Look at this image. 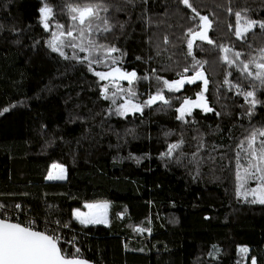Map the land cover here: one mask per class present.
Returning a JSON list of instances; mask_svg holds the SVG:
<instances>
[{
	"label": "trees",
	"instance_id": "16d2710c",
	"mask_svg": "<svg viewBox=\"0 0 264 264\" xmlns=\"http://www.w3.org/2000/svg\"><path fill=\"white\" fill-rule=\"evenodd\" d=\"M48 2L56 9L55 20L67 25L58 8L61 0ZM190 2L213 21L208 35L216 44L234 46L245 57L264 46L259 28L237 40L229 12L246 8L248 17L264 20V0ZM109 3L117 26L105 42L124 53L123 69L150 77L137 84L141 100L156 90L153 70L173 80L191 68L185 34L197 28L195 12L178 0ZM41 6V0H0V204L11 212L17 204L21 216L60 229L63 241L74 238L82 258L96 264H251L253 258L264 264V204L237 196L235 178L236 145L247 129L264 125V87L256 89L262 103L249 117L243 96L229 91L223 80L231 71L228 79L243 82L247 90L257 82L240 77L218 58L217 47L197 39L193 53L207 61L205 96L212 112L193 109L185 117L188 123L176 118L182 98L203 90L198 80L180 91L165 90L170 107L157 103L142 115L110 114L111 102L100 93L106 82H98L85 64L48 48L55 29L46 32L38 23ZM165 36L170 43H163ZM181 137L184 144L174 157L162 158L168 144ZM201 137L204 147L197 158L202 162L189 163ZM50 163L65 166L63 180H45ZM96 201L108 204L106 223L82 225L72 218V209ZM62 247L73 251L70 244Z\"/></svg>",
	"mask_w": 264,
	"mask_h": 264
},
{
	"label": "snow or ice",
	"instance_id": "6c2138e0",
	"mask_svg": "<svg viewBox=\"0 0 264 264\" xmlns=\"http://www.w3.org/2000/svg\"><path fill=\"white\" fill-rule=\"evenodd\" d=\"M41 2L42 6L38 10V23L42 25L46 32L52 28L55 29L50 32L51 38L47 40L48 48L66 60H75L77 63L85 64L89 71L98 78V82H106L100 85V93L102 99L111 102L110 114L120 117H126L129 114L135 115L136 113L142 115L145 108H151L157 103L170 107L171 101L165 96V90L168 92L180 91L186 83L194 84L198 80L203 82V90L197 93L194 100L191 98L183 99L180 106L176 108L178 113L176 118L188 123L185 117L191 116L193 109L212 112L213 108L209 106L205 96L209 80L203 69L207 61L195 59L193 53L194 41L197 39L217 47L223 53L218 58L228 68L237 69L240 77L257 82L250 85L252 90H247L243 82L237 80L236 83H233L228 79L232 76L231 71L225 74L223 85H227L229 91L235 89L237 95L243 96L244 102L249 106L246 115L249 117L254 115L256 106L262 103L257 98L256 89L264 87V46L252 49L251 44L247 45L252 51L245 57L242 51H234V46L216 44L208 35L213 21L207 15H200L190 0H178V3L191 9L199 18L196 30L189 28L185 34L187 37V56L193 58L191 68L185 67L183 72L178 74L179 78L173 81L163 79L156 75L155 70H153L151 78L157 81L156 90L154 93L148 92L147 98L144 100L139 98L137 84L140 81L149 80L150 77L147 75L138 76L135 70L127 71L123 69L122 56L124 53L114 44L105 42L108 34L112 33L117 26L116 22L113 21V17L109 14L112 8L109 0H61L58 8L68 20L67 25L55 20L56 9L49 4L48 0H41ZM125 2L132 5L135 4L136 0H125ZM115 10L122 11L123 9L116 8ZM248 11L246 8L239 11L229 9V12H232L235 17V24L234 26L230 25V30L240 41L246 40L248 34L256 28L264 32V20L248 17ZM119 26L121 29L124 27L123 24ZM163 43H170L167 36L163 38ZM66 49H71L70 55L66 52ZM157 54H159V51ZM242 57L244 58L242 59ZM189 71H193L194 75H184ZM121 81H126L128 86L124 87L120 83ZM118 101L121 102L118 103ZM3 111L7 112L9 109L5 108ZM246 131L247 135L238 142L235 151L236 194L246 200L251 196L252 199L249 201L251 203L264 204V125L260 127L252 126ZM164 135L167 137L172 133L165 132ZM200 140L198 150L192 154L189 163L200 164L202 162L197 158L199 150L204 147L202 137ZM183 144V137L177 143L168 144L167 150L161 153V157L172 159ZM183 155L184 153L180 152V157ZM180 157H177V159L179 160ZM224 158L222 155L221 159ZM241 161L246 163H241ZM59 167L53 165V168ZM63 171L61 169L60 174L50 173L47 178L49 180L64 179ZM249 181H255L256 187H248ZM16 207L19 208L20 206L16 205ZM85 207L89 209V212L83 213L76 209L73 213L80 224L106 223L105 210L108 208L107 202L87 204ZM3 208L4 206L0 204V264H89L80 255V249L75 247L74 238L63 241L56 228L49 230L46 226L43 230H37L32 222L23 223L4 214ZM48 223L59 224L61 227L68 226L60 221L53 222L49 220ZM135 230L145 231L142 228ZM62 244L72 245L73 251L69 252L66 247H62ZM213 247L215 250V246ZM240 251L241 253H247L248 249L241 248ZM251 264H256L254 258L251 260Z\"/></svg>",
	"mask_w": 264,
	"mask_h": 264
},
{
	"label": "rangeland",
	"instance_id": "374dc122",
	"mask_svg": "<svg viewBox=\"0 0 264 264\" xmlns=\"http://www.w3.org/2000/svg\"><path fill=\"white\" fill-rule=\"evenodd\" d=\"M186 45H187V42H186ZM235 51V50H234ZM221 54L223 55V53L221 52ZM255 54V53H254ZM242 59H243V57H242ZM236 71H238L237 69H235ZM194 74V72H192L191 74H190V76H192ZM184 75H188V74H184ZM179 78V77H178ZM178 78H176V79H178ZM176 79H173V80H176ZM173 80H169V81H173ZM203 85V84H202ZM197 93H199V92H196L195 93V95H194V97H192L191 99H195L196 98V95H197ZM184 98H190V97H184ZM184 98H182V100L180 101V103H179V105L176 107V108H178L179 106H180V104L182 103V101H183V99ZM198 110H200V111H202L201 109H198ZM202 112H204V111H202ZM178 116V113L176 112V117ZM53 165H58V166H60L59 168H53ZM61 169H63L64 171H63V175H64V178H65V176H66V168H65V166L63 165V164H59V163H50L49 164V166H48V169H47V171H46V174H45V180H49L47 177H48V175L50 174V173H52V174H60V170ZM83 207V206H82ZM81 212H83V213H87V212H89V209H86L85 207H83V208H81V209H79ZM106 213V212H105Z\"/></svg>",
	"mask_w": 264,
	"mask_h": 264
},
{
	"label": "built area",
	"instance_id": "2783aa9c",
	"mask_svg": "<svg viewBox=\"0 0 264 264\" xmlns=\"http://www.w3.org/2000/svg\"><path fill=\"white\" fill-rule=\"evenodd\" d=\"M16 205H17V204H16ZM16 205H15V208H16L18 211H20V210H19L20 207L17 208ZM17 210L11 212V211H8L6 208H3V212H4V214H6V215H8V216H11L13 219H18V220L20 219V221L23 222V223L32 222V223H33V226H34L37 230H43V229L46 227V226H43V225H42V226H41V225H38V224L34 221V219H32V218H28V217H23V216H21V214H18ZM42 227H44V228L42 229ZM48 228H49V230L52 229L51 227H48ZM56 230H57L58 234H59L61 237L64 236V233H63L60 229H56ZM69 237H70V236H69Z\"/></svg>",
	"mask_w": 264,
	"mask_h": 264
},
{
	"label": "crops",
	"instance_id": "0c3cea01",
	"mask_svg": "<svg viewBox=\"0 0 264 264\" xmlns=\"http://www.w3.org/2000/svg\"><path fill=\"white\" fill-rule=\"evenodd\" d=\"M61 180H63V179H61ZM105 201H96V202H85V203H83L82 204V206L83 207H85V205H87V204H97V203H104ZM86 209H88L87 207H85ZM75 210L76 209H72V211H71V215H72V218L74 219V220H76V218L74 217V215H73V213L75 212ZM105 212H106V210H105ZM77 222H79L78 220H76ZM102 224H104V223H102Z\"/></svg>",
	"mask_w": 264,
	"mask_h": 264
},
{
	"label": "water",
	"instance_id": "95a60500",
	"mask_svg": "<svg viewBox=\"0 0 264 264\" xmlns=\"http://www.w3.org/2000/svg\"><path fill=\"white\" fill-rule=\"evenodd\" d=\"M87 260V259H86ZM88 262H89V264H96V263H94V262H92V261H90V260H87Z\"/></svg>",
	"mask_w": 264,
	"mask_h": 264
},
{
	"label": "bare ground",
	"instance_id": "6f19581e",
	"mask_svg": "<svg viewBox=\"0 0 264 264\" xmlns=\"http://www.w3.org/2000/svg\"><path fill=\"white\" fill-rule=\"evenodd\" d=\"M14 220H18V219H14ZM18 221H20V219H19ZM20 222H21V221H20Z\"/></svg>",
	"mask_w": 264,
	"mask_h": 264
}]
</instances>
